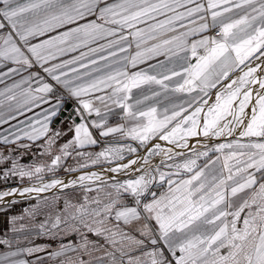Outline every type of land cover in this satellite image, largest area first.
Segmentation results:
<instances>
[{
  "label": "snow or ice",
  "instance_id": "6c2138e0",
  "mask_svg": "<svg viewBox=\"0 0 264 264\" xmlns=\"http://www.w3.org/2000/svg\"><path fill=\"white\" fill-rule=\"evenodd\" d=\"M210 29L215 35H205ZM159 57L165 60L149 63ZM174 58L181 61L179 70L173 64L162 73L151 71ZM16 76L19 81L0 91L15 102L7 116L0 113V125L18 120L23 127L11 125L15 131L2 137L4 143L46 137L50 151L64 135L50 127L53 118L68 99L76 101L68 119L74 115L80 122L69 127L74 138L62 145L50 172L72 151L92 164L122 160L124 147L77 151L98 143L93 129L103 137L124 133L147 156H161L162 164L181 158L167 165L175 171L165 172L149 170L142 156L145 168L138 178L107 190L85 183L104 184L97 173L81 175L80 185L98 195L85 196L78 206L65 201L54 218L39 225L54 237H71L53 253L63 258L61 264H264V0H0V83ZM176 93L187 98L175 103ZM111 105L134 126L106 127L102 108L111 112ZM93 114L100 119H90ZM201 136L232 141L200 151L190 141ZM137 150L127 146L129 153ZM132 165L136 159L109 170ZM41 180L22 191L0 192V199L69 187L62 179ZM165 185L163 192L153 190Z\"/></svg>",
  "mask_w": 264,
  "mask_h": 264
},
{
  "label": "crops",
  "instance_id": "0c3cea01",
  "mask_svg": "<svg viewBox=\"0 0 264 264\" xmlns=\"http://www.w3.org/2000/svg\"><path fill=\"white\" fill-rule=\"evenodd\" d=\"M20 3H24L25 0H19ZM200 3H206V0H198ZM193 5H189V7H192ZM183 11V9H181ZM228 16L229 14H225ZM208 20L210 21L211 15L210 12L207 13ZM163 19V17H161ZM193 19H196L197 22L199 21V16L193 17ZM185 23H188L185 21ZM192 25L189 24V27ZM142 27V25H141ZM184 29H181L183 31ZM216 29H210L209 32L205 33V35H215ZM198 38V37H196ZM33 43L38 42L37 40H33ZM100 43H105V41H100ZM96 44H93L92 47H96ZM83 51H87V49H82ZM106 54V53H105ZM71 55H78V53H73ZM120 55H125V53H120ZM70 56L63 57V59H69ZM96 58V57H93ZM113 60L115 58H112ZM158 60H165V57H159L157 60L149 61L151 64H158ZM101 65H103L105 62L101 61ZM179 63L181 61L173 59L172 62L165 63L164 67H157L153 71V74L155 73H162L167 70V68L173 67V64H175L177 70H179ZM9 66H12L9 64ZM115 66V65H114ZM139 67L147 69V65H140ZM6 70V69H5ZM31 71H40L38 68H34ZM82 71H86L82 69ZM107 71V70H105ZM26 76L27 73H24ZM20 76L13 77L12 79L6 80L5 83H0V91H3L6 87H10L14 82L19 81ZM26 87V86H25ZM136 90H134L135 92ZM195 95V94H193ZM186 94L183 93H176L172 96V100L175 103H180L184 99H186ZM0 101H3L2 106H0V113H3L5 116L9 114V105L14 104V101H8L6 97H0ZM54 102V101H53ZM72 103L74 110L77 107L76 101L74 99H68L67 103ZM165 103H168L165 101ZM64 105L63 107H65ZM44 107H48L45 105ZM112 111L108 112L106 109L102 108V114L106 115L107 123L106 127H120L123 126L125 129H128L129 127L134 126L135 122L126 119L125 113L116 105H111ZM35 112H40V109H35ZM62 112V111H61ZM60 112V114H61ZM73 111L68 112V115L65 118H62L60 121H57L60 117V114L57 117L53 118L52 124L50 127L52 129H58L61 130L64 135H62L51 148L50 151L46 150L45 147V141L46 137H42L40 140L37 141H29L27 138H23L22 140L16 141L15 143H4L2 137L8 135L9 131H15L11 127V125H17L18 127H23V125H19L18 120H12L9 124H3L0 125V184H5L9 182H13L15 180L19 179H27L37 176H45L47 174H52L56 172L61 171H69L68 169H78L81 168V165L84 163H87L88 165H94L91 163V160H88L87 156L80 157L76 155V151H72L69 149V151H72V155L69 157H63L61 163L58 167H56L53 171H49V167L51 166L52 160L56 155H62L61 148L62 145L70 142L74 138V132L69 130V127L73 125V121H76V123H79L80 121L73 115L71 119H68L69 115L72 114ZM14 114V113H13ZM34 113H28V116H32ZM19 120H24L25 117H19ZM90 119H97L99 120V117H95L93 114ZM100 129H93V135L98 140V143L96 145H90L87 146L84 149H77V151H83L85 153H99L101 151L105 150V147L107 144L119 141L121 139L127 140V141H135L132 140L130 137L126 136L124 133L116 132L112 133L107 137L100 136ZM51 135V133H49ZM10 139H14V137H9ZM22 145H30V147H23ZM212 155V154H210ZM94 158V156H93ZM214 158V156H213ZM103 158L98 162H103ZM204 159L202 158L198 163L203 164ZM96 163V164H98ZM13 164L17 165L15 169V174L13 170ZM36 167H43L44 171L39 174H34L31 177L29 176H19V171H34ZM163 171H175V169H168L165 168ZM187 175V174H185ZM173 179H177V177L173 176ZM105 190H107L106 186H103ZM158 192H163L166 190V185L164 187H156L153 189ZM68 192H71L70 194H67ZM98 194L96 192H86L80 190V188H72L68 190L58 191V192H52L43 194L41 196H38L37 198H34L32 200L27 201H35L38 202L43 199V201H55L56 205L60 201H67L72 204H76L77 206L80 203H84V197L87 196L89 200H91L93 197L97 196ZM99 196L103 198V192L99 193ZM47 202V203H48ZM131 206L130 201L128 202ZM44 205V204H43ZM63 205V204H62ZM47 208H50L49 205ZM58 209V208H57ZM54 218V217H51ZM45 219V217L43 218ZM50 218H47L46 222H49ZM71 239V237H63V235H57L53 236L52 233L47 232L45 230V234H43V243L39 247L44 248L45 251L41 252H34L31 255L28 253L27 249L34 248L32 244H25V245H10V244H0V257L8 256V261L5 262L3 260H0V264H19L21 261H26L27 264H61L62 257H56L53 255L56 251L59 250L61 241L64 240L65 242L67 240ZM9 253H16V255L9 256Z\"/></svg>",
  "mask_w": 264,
  "mask_h": 264
},
{
  "label": "rangeland",
  "instance_id": "374dc122",
  "mask_svg": "<svg viewBox=\"0 0 264 264\" xmlns=\"http://www.w3.org/2000/svg\"><path fill=\"white\" fill-rule=\"evenodd\" d=\"M236 139H241V138H236ZM231 141L232 139L220 140L218 142H214L210 144L208 147L204 148L203 150L201 149L200 151L208 150L209 148H212L216 144H219V143H226V142H231ZM138 145H139L138 141H127V140L121 139L119 141L107 144L105 149L124 147V152L122 153V155H123V159H126L130 155L134 156L138 153H141L144 150V147L142 145H139V147ZM127 146L137 148L138 150L135 153H129L127 151ZM180 159L181 158L175 159L170 162H166L160 166L153 167L149 170L159 168L161 171H163V169L167 168L168 164L179 162ZM118 160L120 159H112L110 157L108 160H103V162H100L94 165L89 164L87 167H98V166L107 165V164H114ZM87 167H81L78 169H74L72 171L65 170L61 172L47 174L45 176H37V177H32V178H27V179L15 180L13 182L0 184V189L11 186V185H18L21 183L39 180L41 179V177L43 179V178L58 176L62 174H68V173L78 171V170H81ZM142 173L136 174L134 176L118 179L112 182H107L104 184L99 183L91 187L92 188H97V187L103 188V186H110L113 183H118V182L122 183L129 179H136ZM77 188H80V190L82 191H86L83 186L77 187ZM70 193L71 192H68L67 194H70ZM47 202L48 201H43V199L41 201L38 200V202L22 201V202L8 205L3 208L1 207L0 208V240L7 241V243H2V244L25 245L28 243V244L34 245L33 247L40 246L41 243H43V234H45V230L40 229L39 225L41 223H44L47 218L54 217L58 211L62 210V204H64L63 201H60L57 205L56 203H53L54 201H50L48 203ZM48 205L50 208H47ZM44 217L45 219H43Z\"/></svg>",
  "mask_w": 264,
  "mask_h": 264
},
{
  "label": "bare ground",
  "instance_id": "6f19581e",
  "mask_svg": "<svg viewBox=\"0 0 264 264\" xmlns=\"http://www.w3.org/2000/svg\"><path fill=\"white\" fill-rule=\"evenodd\" d=\"M236 138H240V137L237 136ZM226 139H232V138L229 137ZM226 139L225 138H216V137L206 138V137L201 136L198 138H193V140L190 142L192 143L194 148H199V150H201V149L203 150L204 148L208 147L210 144H212L214 142H218L220 140H226ZM197 140L199 141V143H196ZM154 142H159L162 145V147H164V148H173L174 152L180 151V149H175L173 145H170L165 141H154ZM142 156H147V153L145 152V150H143L141 153H138L134 156L130 155L126 159L118 160L114 164H107V165H102V166H98V167H87V168H84V169H81L78 171H74V172H71L68 174H62V175H58V176L43 178V182H48L52 179H62L66 183L69 184V187H67V188L58 187V188L50 189L47 192L39 193V194H37L36 192H32V193H25V194L21 195L19 192H16L13 195L3 197L2 199H0V208L6 207V206L14 204V203L32 200V199L37 198L38 196H41L43 194L68 190V189L77 188V187H82L79 183V177L81 175H85V174H89V173H93V172L97 173L101 177V180H103L105 183L112 182V181L122 179V178H126V177H130V176H134L136 174H140L143 172V170L145 168L143 160L141 159ZM178 158L179 157H175L173 160L178 159ZM132 159L137 160V165H132L131 170L121 169V171H119V172H112L109 170L111 168L117 167L119 164L129 163L130 160H132ZM147 159L149 161V166H148L149 169L162 165L161 156H147ZM173 160L165 159L164 163L170 162ZM72 180H77V184L75 186H72V184H71ZM41 183H42V180L39 179V180L31 181V182L21 183L18 185H11V186L0 189V192L11 191L12 189H18V190L22 191L25 187L39 186ZM85 183L91 187V186H94V185L99 184L101 182L98 180L95 183H92V182H85Z\"/></svg>",
  "mask_w": 264,
  "mask_h": 264
},
{
  "label": "water",
  "instance_id": "95a60500",
  "mask_svg": "<svg viewBox=\"0 0 264 264\" xmlns=\"http://www.w3.org/2000/svg\"><path fill=\"white\" fill-rule=\"evenodd\" d=\"M64 109L65 110L61 112L60 117L58 118L57 121H60L62 118H65L68 115V112H71V111L74 112V107H73L72 103L66 104V106L64 107Z\"/></svg>",
  "mask_w": 264,
  "mask_h": 264
},
{
  "label": "built area",
  "instance_id": "2783aa9c",
  "mask_svg": "<svg viewBox=\"0 0 264 264\" xmlns=\"http://www.w3.org/2000/svg\"><path fill=\"white\" fill-rule=\"evenodd\" d=\"M131 203V202H130Z\"/></svg>",
  "mask_w": 264,
  "mask_h": 264
}]
</instances>
